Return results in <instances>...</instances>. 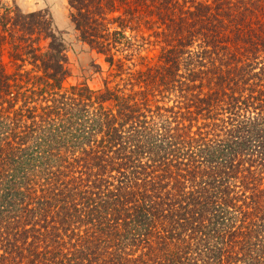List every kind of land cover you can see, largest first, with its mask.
<instances>
[{"label": "trees", "instance_id": "1", "mask_svg": "<svg viewBox=\"0 0 264 264\" xmlns=\"http://www.w3.org/2000/svg\"><path fill=\"white\" fill-rule=\"evenodd\" d=\"M67 6L97 90L0 0V264H264V0Z\"/></svg>", "mask_w": 264, "mask_h": 264}, {"label": "rangeland", "instance_id": "2", "mask_svg": "<svg viewBox=\"0 0 264 264\" xmlns=\"http://www.w3.org/2000/svg\"><path fill=\"white\" fill-rule=\"evenodd\" d=\"M2 2L9 6L15 5L25 13L46 11L49 14L53 28L60 33L68 49L70 76L64 83L65 87L84 82L90 89L101 88L102 80L107 77L106 67L103 66L104 72L102 74L94 73L95 69L92 67V62L100 64L101 60L96 59L93 53H89L88 49L77 41L73 26L68 18L67 0H2ZM147 35L148 33H144V38ZM135 36L139 44L142 45L139 56L144 58L143 61L134 60L135 65H137L136 69L147 64L154 65L159 56V46L148 45L146 44L147 41L142 42L139 38L140 34ZM7 67L10 70L9 66Z\"/></svg>", "mask_w": 264, "mask_h": 264}]
</instances>
